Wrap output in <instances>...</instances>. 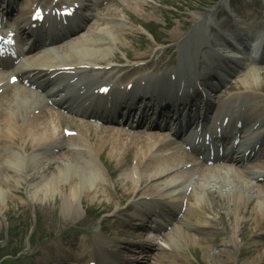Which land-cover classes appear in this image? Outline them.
<instances>
[{
    "label": "rangeland",
    "instance_id": "1",
    "mask_svg": "<svg viewBox=\"0 0 264 264\" xmlns=\"http://www.w3.org/2000/svg\"><path fill=\"white\" fill-rule=\"evenodd\" d=\"M125 1H113L115 8H119V15L123 16L121 17L123 25L125 23L128 25L123 31V45L113 49L112 54L115 58L133 64L150 57H154L153 63H156L164 56L163 66L159 65V68L162 66L161 71L168 68L166 62L172 58L176 61L174 68L178 74L189 77L193 64L198 65L204 48L211 44L214 47L211 37L218 31L219 25L223 24L224 19L232 18L229 15L230 10L233 11L234 16L237 15V22L248 16L253 20L251 34L255 33V30L259 32L264 29V22L259 23L263 18L264 0H220L219 2L214 0H142L137 11L131 6L133 0H129V3ZM99 13L102 14V9ZM169 43L174 45L173 49L168 48ZM163 48L166 49L163 50ZM255 65L258 67L257 77L250 90L254 92L256 100L259 99L256 102L258 106L263 107L264 63ZM151 67L152 65H149V68ZM141 70L142 68L137 69L136 72ZM211 73L213 75V71ZM242 76L243 74H239L236 80L232 81L235 84L233 91L237 94L248 90L242 84ZM210 79L214 80L213 76H210ZM67 125L76 128L74 125L68 123ZM86 127L83 133L93 138L96 134L95 129L88 125ZM17 149L21 148L18 146ZM123 152L114 153L108 143L103 148L99 147L95 151H90L89 156L92 155L94 158V155H98L103 161L95 162V164L102 171L105 185L100 184L103 191L93 189L92 194L87 197H84L82 192L73 214L66 212L65 198L61 195L46 198L41 196L38 200L34 196L31 197L25 178H22V183L17 185L21 193L14 194L10 188L6 190L5 195L10 199L0 210V239L5 238L4 241H0V263L5 253L20 250H23V256L30 257L25 264H61L63 260L69 264H86L83 257L87 255H94L101 260L102 264L118 262L119 254L124 250V246L115 239L116 236L113 234L118 229L109 224L112 218L107 216L110 213H116L118 219L126 217L127 211L135 209L136 205L142 203L139 199L145 197L144 192L150 187V182L147 180L143 183L138 182L144 186L140 197L127 198L128 200L124 203L123 201L119 203L120 194L133 188L130 166L135 152L132 147L128 149L127 146L123 147ZM100 165L106 167L104 168L107 174ZM27 172L30 174L34 171L30 169L26 171V174ZM38 176L34 173L31 183L36 182ZM203 185L206 186V190L202 189L203 192H207V186H212L208 183ZM179 192L180 190L174 191L173 197H177ZM192 197L190 205L199 215L193 212L185 216L182 224L186 233L193 235L194 239H189V235L184 237V233H181L174 237L172 242L170 240V243L164 242L160 248L161 259H164L163 264H264V262L254 263V259L264 254V230L260 232L255 231V228H242L246 218L240 219L238 228H235V221L240 217L238 210L235 205H231L227 211L222 202L224 200H221L222 196L220 204L219 198L214 197L213 201H206L205 204L202 202L197 207L194 206L196 200L194 196ZM107 203H113L114 208L118 207L119 203V211L114 210L111 205L113 208L111 210L114 211H104L105 214L100 217V214L96 213L103 210ZM128 205L130 208L126 210ZM204 209L207 210L204 211ZM46 210L49 211L41 215ZM89 211L94 213L90 214ZM129 213L134 214L132 211ZM239 213L244 216L247 211L241 208ZM202 221H209L210 226H205ZM74 228H79V231L69 233ZM101 229L107 236H112L110 243L116 245V251L108 252L109 244L99 241V236L105 238L102 233L98 234ZM87 239L90 240L89 244L94 248V252L91 251V247L86 246ZM158 264H161L160 261Z\"/></svg>",
    "mask_w": 264,
    "mask_h": 264
},
{
    "label": "bare ground",
    "instance_id": "2",
    "mask_svg": "<svg viewBox=\"0 0 264 264\" xmlns=\"http://www.w3.org/2000/svg\"><path fill=\"white\" fill-rule=\"evenodd\" d=\"M5 1L7 2V0H4V3ZM36 1L37 0H26L24 4V7L27 9L26 14L30 12L32 14L30 10L33 6L37 8L40 7L39 5L41 4ZM64 1L65 2L61 3L67 4L68 7H76L77 5L81 7L85 5L84 0ZM125 2L129 3V0ZM141 2L142 0H134V2L131 3L132 8L137 11V9L140 8ZM52 4L53 0L47 3L44 9L50 11ZM57 4L58 3L54 4L53 8ZM79 11L80 9H76L73 15L74 23L79 22L81 19L79 18L81 15ZM119 13V8H115L112 2L108 7H105L102 14L97 15L91 20L94 22L90 23L89 21L78 33L72 32L69 37L61 41L60 45L45 50L42 53L27 54L25 56V61L21 62L19 67L15 70L22 71L21 75L23 71L26 70L27 76L36 70L44 72L45 77H49L54 71L58 70L67 73V75L74 76L83 71L94 70L100 65H106L111 68L112 64H124V62L117 60L115 55L112 54L114 47L123 45L122 37L124 25L121 20L123 16L119 15ZM50 16L52 15L49 12L46 21L55 23L58 26L61 21L59 22L56 19L50 18ZM240 23L242 31L239 30V32L243 36H248L249 32L252 30L250 26L252 23L251 18L247 17L241 20ZM27 24H29L28 21ZM219 31L222 35L231 37L232 39H234L236 34L235 30L226 28V26H221ZM236 41L238 42V47H241L239 39ZM226 44H228V42H226ZM231 50V48L228 49L227 45L219 44V51L225 53L223 56L226 57L227 60L232 58L237 60L236 57L232 56L236 54ZM240 53L242 52L237 51L238 56ZM246 54V52L242 53V55ZM170 63L174 64L175 60H171ZM232 65L236 67L235 64L232 63ZM63 69L67 71H62ZM114 71H116V69H111V73ZM257 71L258 70L253 67L241 71V73H243L242 84L248 89L247 92H250V89L253 88L252 84H254L257 77ZM4 74L5 73L0 72V83L6 79ZM145 74L146 73L140 74L143 75L141 76L142 78L147 80L142 91L145 94L149 93L151 90L156 91L158 87L152 85L148 76H145ZM171 74L173 73L171 72ZM13 75L14 74H11V76ZM23 79L25 80L28 78ZM125 79L127 82H133L136 78L134 76H125ZM142 81L143 80L138 78L134 81V83H136V85H134L138 86ZM28 83L29 85L20 82L17 86H14L11 90L0 96V210L3 209L4 203L7 204V202H9L7 200L10 199L5 195V191L10 188L13 190L14 194L15 192L21 193L17 185L22 183V173L30 169L34 172L28 174L27 177L25 176V182H28V190L29 193H31L30 196L36 197V200L41 196L44 198L56 195L64 196L65 209H70L69 212H73V207L75 206L77 198L81 196V192H83L84 197H87L92 194V191H94L93 189L103 191V188L100 186V182L103 178L102 172L88 156L78 161V158L69 152L71 151L70 149H66L63 153L61 152L58 154H43L37 152L33 155H25L32 150V146L34 148H41L42 146L46 148L56 145L60 138L61 124L63 122H68L78 129V134L68 138L63 136L60 139L69 143L72 148H74L73 150L78 151L80 148H83L89 150L94 149L95 151V149L97 150L99 147L103 148L108 143L111 145L113 152L117 153L120 151L123 152L124 146H134L136 147V156H138L136 171L140 180H153L157 176L164 173H171L173 170L181 168L177 174L173 173L172 176L170 175V179L154 182L155 184L150 187L151 190L157 191L161 186L167 187L168 185L174 184L187 185L188 182L193 179L192 172H196L199 178L191 194V198L194 196L196 200L194 203L195 207L201 205L202 202L205 204L204 202L206 201H213L214 197H216V199L219 198L220 204V197L222 196L221 200H224L222 202L225 204L227 211L228 207L231 205H235L238 210L240 217L235 221V228L238 227V221L240 219L246 218L242 228H255V231L260 232L264 230V184H260L257 181L258 175H264V169L257 173L253 171L249 172V168L241 169V167H238L239 164L234 166L219 165V167L198 165L184 169L183 167L185 165L190 162L193 163L195 160H191L192 158L188 153L181 151L180 147L166 140L164 135L150 136L141 133L133 137L125 131L114 127H106L103 124L93 125L92 127H94L96 131L95 138H88L86 137L88 135L85 136L83 134L86 126L84 120L63 118L59 112L52 109L50 103L47 104V94L45 92L39 93L34 91L35 86L36 88L42 86L37 85L33 81H29ZM49 85L48 86L51 87L52 84L50 83ZM106 85L111 87L108 95H100V92H97V95H95L99 98L110 97V99H112L110 102L116 100L121 102L122 99L115 95L116 93H120V89L115 87L111 82H104L101 87ZM179 89L180 87L178 90ZM57 92H61L62 99L51 100V105H61L65 110H68V112L75 111L77 115H81L78 110L73 109L69 104L82 107L85 102L77 105L75 103L77 101H71L68 104L69 99L67 97L69 96L66 86L62 90H57ZM123 92L125 91H121V93ZM171 92V88L163 87L160 89V96L170 95ZM112 94L115 98L111 97ZM172 94L170 98L173 97ZM248 95L246 103L252 105L254 94L250 92ZM150 98H152V95ZM143 100L149 99L144 97ZM234 102L235 100H233L232 104ZM164 104H167V100L164 101ZM188 104H190V102H188L187 105ZM38 108L40 109V114L34 113V110ZM104 110L109 111L110 108L106 107ZM262 111L264 110H261V112ZM220 115L224 116V113H220ZM82 116H86V114ZM204 116H207V114L204 113ZM121 123L122 121L120 123L118 122V125L120 126ZM125 123H128L127 120ZM257 123H259V126L256 129L259 130V132L263 131L262 134H264V114L261 113L257 116L254 120V124L250 126L249 130L253 132V126ZM130 127L133 126L130 125ZM256 136L257 133L254 134L253 138H256ZM16 146L21 147L22 151H19ZM34 173H37L39 176L36 182L31 183ZM204 183L212 185L211 187L207 186V192H203L202 190H206V186L203 185ZM180 196H182V194ZM179 199H181V197H179ZM11 203L13 202L11 201ZM111 205L112 204H109L107 207L104 206L103 211L110 210ZM241 208L244 210L246 209L247 215L245 214L242 216V214L239 213V209ZM48 211L49 210L43 211L41 215H44ZM193 212H196V210L189 205L187 209L188 215L191 213L193 214ZM198 215L199 214H197V216ZM202 223L204 224V222ZM188 238L194 239L193 235L190 234ZM219 253L224 254L222 252ZM262 255L260 254L254 259V263L264 262V256L262 257Z\"/></svg>",
    "mask_w": 264,
    "mask_h": 264
}]
</instances>
